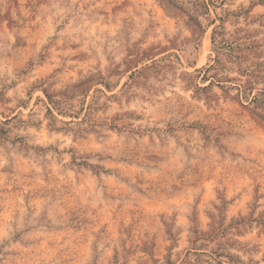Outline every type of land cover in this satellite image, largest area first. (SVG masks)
Masks as SVG:
<instances>
[{
  "label": "rangeland",
  "instance_id": "1",
  "mask_svg": "<svg viewBox=\"0 0 264 264\" xmlns=\"http://www.w3.org/2000/svg\"><path fill=\"white\" fill-rule=\"evenodd\" d=\"M0 264H264V0H0Z\"/></svg>",
  "mask_w": 264,
  "mask_h": 264
}]
</instances>
